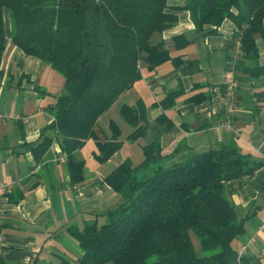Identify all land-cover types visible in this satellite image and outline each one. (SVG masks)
<instances>
[{
	"label": "trees",
	"instance_id": "16d2710c",
	"mask_svg": "<svg viewBox=\"0 0 264 264\" xmlns=\"http://www.w3.org/2000/svg\"><path fill=\"white\" fill-rule=\"evenodd\" d=\"M167 1L0 0V60L5 7L12 42L64 78V91L50 107L54 115L50 128L60 136L71 184L84 180V160L75 159L74 152L95 135L99 116L139 79L141 57L150 68L168 58L167 51L151 40L176 22L166 9ZM183 2L201 34H215L224 20L232 21L243 57L256 62L253 36L264 38V0ZM250 70L258 75L262 67L256 62ZM171 95L162 101L163 109L171 105L167 101ZM120 113L132 129L127 140L137 141L148 127L144 103L124 104ZM109 126L110 137L96 142L98 162H105L122 145L118 126L113 121ZM52 141L42 134L37 142L24 145L39 160ZM141 149L140 163L125 158L104 178L122 202L101 213L102 223L69 227L82 253L62 257L59 264H252V257L238 256L235 240L244 232L246 218L227 193L231 180L252 175L263 160L230 146L182 156L178 150L164 153L154 140Z\"/></svg>",
	"mask_w": 264,
	"mask_h": 264
},
{
	"label": "crops",
	"instance_id": "0c3cea01",
	"mask_svg": "<svg viewBox=\"0 0 264 264\" xmlns=\"http://www.w3.org/2000/svg\"><path fill=\"white\" fill-rule=\"evenodd\" d=\"M183 0H168L167 11L176 22L152 35L168 58L150 68L146 57L139 62L140 77L99 116L94 136L74 152L84 160V180L71 184L60 136L50 125V107L63 93L64 78L39 58L24 53L12 42L9 11L1 9L4 49L0 60V233L1 264H59L82 253L68 228H83L104 219L101 213L122 202L119 193L104 181L125 158L134 165L143 160L141 146L159 140L164 153L191 152L235 147L243 154L263 160L250 176L230 181L229 200L245 230L235 240L252 264H264V38L253 36L258 48V75L250 70L256 62L242 57L236 64L238 107L232 113L239 126L233 136L221 125L227 102L224 74L239 48L234 23L224 20L215 34H201L194 26ZM264 28V23H263ZM168 98L170 106L163 109ZM173 94L175 96H173ZM144 103L148 116L145 134L127 140L131 127L120 113L122 105ZM166 101V100H165ZM163 115L164 120L157 118ZM119 128L121 147L105 162H98L97 141L110 137V122ZM42 134L53 138L37 160L25 143L37 142ZM3 186V188H1ZM14 199L16 201H14Z\"/></svg>",
	"mask_w": 264,
	"mask_h": 264
},
{
	"label": "built area",
	"instance_id": "2783aa9c",
	"mask_svg": "<svg viewBox=\"0 0 264 264\" xmlns=\"http://www.w3.org/2000/svg\"><path fill=\"white\" fill-rule=\"evenodd\" d=\"M243 57V51L238 48L232 57L230 58L227 68L224 74V97L227 102L226 113L221 120L222 127L233 136L239 135V126L233 118L232 113L238 107V80L236 78L235 67L237 62ZM3 188V186H1ZM3 248V237L0 233V264H1V254ZM247 247L246 245H242L238 250V256H241L246 253Z\"/></svg>",
	"mask_w": 264,
	"mask_h": 264
},
{
	"label": "rangeland",
	"instance_id": "374dc122",
	"mask_svg": "<svg viewBox=\"0 0 264 264\" xmlns=\"http://www.w3.org/2000/svg\"><path fill=\"white\" fill-rule=\"evenodd\" d=\"M104 220L103 219H100L99 221H98V223H102ZM193 242H194V245L196 246V249L199 251V252H201L200 251V248H199V245H198V241L196 240V237L194 236L193 237ZM105 264H112L111 262H107V263H105Z\"/></svg>",
	"mask_w": 264,
	"mask_h": 264
}]
</instances>
